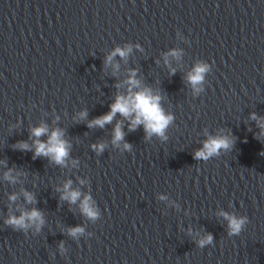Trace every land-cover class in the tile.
I'll list each match as a JSON object with an SVG mask.
<instances>
[{"label": "clouds", "instance_id": "1", "mask_svg": "<svg viewBox=\"0 0 264 264\" xmlns=\"http://www.w3.org/2000/svg\"><path fill=\"white\" fill-rule=\"evenodd\" d=\"M131 46H125L124 48L116 47L105 60V64H111L113 58L119 56L126 58L131 52ZM173 57H179L180 53L177 50H172L167 53ZM167 62V60H166ZM114 70L119 68V65H113ZM208 71V65L204 63H197L193 70L188 74V81L193 86L195 91H200L197 87L204 79V74ZM135 70L130 72L129 78L126 81L128 84V92L126 95H117L115 101L110 105V111L106 114L99 116L89 121V127H100L103 128L105 124H109L113 121L114 117L119 113L122 117L129 121V131H134L138 126L143 125L146 133V137H150L153 134L158 135L162 138L165 137V130L173 120V117L169 114H165L162 107L160 106V96L153 95L151 90L148 88L140 89V83L135 78ZM119 87V85H117ZM133 89H138L133 91ZM87 113H79V118H86ZM255 119V114L252 116ZM260 127L264 129V124ZM31 135L35 137L34 140V157L44 156L49 158L52 162L57 165L65 166L66 160L69 156V143L63 139L64 132L60 128H56L49 134L48 126L41 124L38 127L31 129ZM48 135L46 142L41 141V136ZM124 139V132L122 131V122L118 121L113 130V145H119ZM231 146V141L227 137H209L204 143L203 147L194 153V158L197 160H208L209 158L216 156L221 150H227ZM17 147L21 150H31L30 146L26 142L18 143ZM92 148L97 152H103L105 149L104 143L94 144ZM124 148L127 150L131 149V145L125 143ZM75 163V161L73 162ZM5 179L11 182H15V177L11 175V170L5 173ZM71 180L67 181L63 186V192L61 195L62 200H67L70 203H75L81 197V192L78 190L71 189ZM83 183V181H81ZM26 202L33 203L34 197L30 192L25 191L23 193ZM16 195L13 194L9 197L10 200L15 201ZM163 199V197H161ZM81 212L89 219L95 220L99 213L94 206L92 199L89 195H85L80 203ZM222 215L228 221V228L230 235H238L244 225L247 222L246 217L237 218L234 215H230L226 212H221ZM6 224L13 226L15 229H27L31 225H35L37 231L44 224L43 214L33 208L31 211H22L17 217L10 215L5 221ZM84 229L82 227H74L68 229V234L72 237H77L82 234ZM212 236L209 234L203 239L198 241V245L202 248L206 244L212 243ZM61 251H63V244L61 243Z\"/></svg>", "mask_w": 264, "mask_h": 264}]
</instances>
